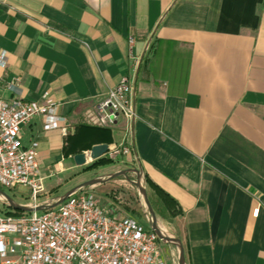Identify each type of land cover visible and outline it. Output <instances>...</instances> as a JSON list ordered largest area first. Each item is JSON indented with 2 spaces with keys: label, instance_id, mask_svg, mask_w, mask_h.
Returning <instances> with one entry per match:
<instances>
[{
  "label": "crops",
  "instance_id": "0c3cea01",
  "mask_svg": "<svg viewBox=\"0 0 264 264\" xmlns=\"http://www.w3.org/2000/svg\"><path fill=\"white\" fill-rule=\"evenodd\" d=\"M0 52V99L5 84L21 101L45 93L64 120L19 127V146L34 144L35 205L71 189L60 187L81 167L70 157L97 144L72 128L123 78L133 115L124 169L173 202L176 216L156 218L181 263L264 264V0H0ZM118 138L109 132V146ZM170 255L169 245L162 264Z\"/></svg>",
  "mask_w": 264,
  "mask_h": 264
},
{
  "label": "built area",
  "instance_id": "2783aa9c",
  "mask_svg": "<svg viewBox=\"0 0 264 264\" xmlns=\"http://www.w3.org/2000/svg\"><path fill=\"white\" fill-rule=\"evenodd\" d=\"M5 65L0 52V71ZM2 87L8 98L0 99V189H25L27 208H33L41 194L34 144L19 146V127L37 118L39 130L45 132L64 120L57 115L58 104L45 93L21 101L12 85ZM130 97L129 84L120 78L80 116L82 125L118 133L117 142L105 147L100 159L122 168L131 162ZM109 207H99L75 191L52 208L0 215V264H162L154 236L132 219L113 215Z\"/></svg>",
  "mask_w": 264,
  "mask_h": 264
},
{
  "label": "rangeland",
  "instance_id": "374dc122",
  "mask_svg": "<svg viewBox=\"0 0 264 264\" xmlns=\"http://www.w3.org/2000/svg\"><path fill=\"white\" fill-rule=\"evenodd\" d=\"M89 164L90 162H86L80 167L79 170H70L69 172L63 173V180L60 181V187L72 188L89 180H104V178L110 174L126 170L122 167H118L115 162H105L100 165L92 166H89ZM133 182L134 176L127 172L123 175V177H116L99 184L84 187L78 192L89 196L99 207L104 205L110 206L109 209L112 211L113 215L128 217L132 219L138 226L148 230V218L140 202L139 196L131 186V183ZM137 185L140 189H142L146 203L149 202L151 197L147 190H145V187L139 178L137 180ZM0 194L10 203L23 204L27 202V193L23 188L13 187L10 190L0 189ZM39 197L41 196H38L35 202ZM51 202H53V200ZM157 211L158 210L155 208L150 207V212L153 217V226L158 231L160 236L168 238L166 231L163 229V225L159 223L155 216ZM156 244L158 258L162 260L165 257V250L166 248L168 249L169 245L162 244L160 242H157ZM173 257V255H170L169 261L165 263L175 264Z\"/></svg>",
  "mask_w": 264,
  "mask_h": 264
},
{
  "label": "water",
  "instance_id": "95a60500",
  "mask_svg": "<svg viewBox=\"0 0 264 264\" xmlns=\"http://www.w3.org/2000/svg\"><path fill=\"white\" fill-rule=\"evenodd\" d=\"M104 150H105V146L101 145V144L90 146L86 150L85 156L83 154L72 155L70 157V162L75 167L82 166L84 164V159L86 160V162H93V161L100 158V156L103 154ZM127 172L131 173L134 176V182L131 183V186L133 187V189L135 190V192L139 196L140 202H141V204L145 210V213L147 215L148 231L154 236V238L156 239L157 242L172 246L175 250V264H182L181 263V251H180V247H179L177 241L170 239V238L160 236L158 231L154 228L152 214H151V212L147 206V203L144 199L142 189H140L137 185L138 175H137L135 170H124V171L116 172V173H113V174L106 176L104 178V180H89L87 182L80 183V184L74 186L73 188L67 190L66 192H64L60 196H58L56 199H54V201L52 203L47 204V205L36 206L33 208H25V207L12 205L1 194H0V198L3 200L6 208L9 211H11L12 213L39 212V211L44 210V209L52 208L53 206H55L56 204L61 202L63 199H65L68 195H70L71 193H73V192H75L81 188L88 187V186H91L94 184H99V183L114 179L116 177H123V175Z\"/></svg>",
  "mask_w": 264,
  "mask_h": 264
},
{
  "label": "trees",
  "instance_id": "16d2710c",
  "mask_svg": "<svg viewBox=\"0 0 264 264\" xmlns=\"http://www.w3.org/2000/svg\"><path fill=\"white\" fill-rule=\"evenodd\" d=\"M75 132H78V134H75ZM75 135L77 139L80 137L82 138V137L92 136L97 140V144L95 145L101 144L104 145L105 147L109 146V140H110L109 131L105 129L94 128L80 124L72 128V133L70 137H75ZM66 138L67 136H64L62 140V145L60 146V150H59L60 156L62 157L68 156V154H65L63 150V147L68 145V143L65 144ZM89 147L90 146H87L86 148L88 149ZM103 163L105 162L100 159L92 162L91 164H89V166L100 165ZM142 184L148 190L149 195L151 197L150 201L147 202V206L149 210L150 207L158 210L155 215L158 219L167 222L173 216L177 215L176 208L172 201H170L164 194H162L154 186L149 184L144 178H142Z\"/></svg>",
  "mask_w": 264,
  "mask_h": 264
},
{
  "label": "bare ground",
  "instance_id": "6f19581e",
  "mask_svg": "<svg viewBox=\"0 0 264 264\" xmlns=\"http://www.w3.org/2000/svg\"><path fill=\"white\" fill-rule=\"evenodd\" d=\"M84 163H86V160L84 159Z\"/></svg>",
  "mask_w": 264,
  "mask_h": 264
}]
</instances>
